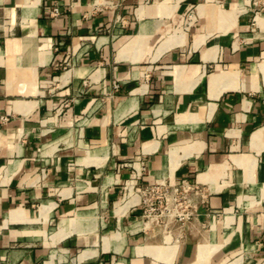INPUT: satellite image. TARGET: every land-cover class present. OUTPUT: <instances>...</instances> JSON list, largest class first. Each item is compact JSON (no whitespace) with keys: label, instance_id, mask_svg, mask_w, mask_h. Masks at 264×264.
<instances>
[{"label":"crops","instance_id":"0c3cea01","mask_svg":"<svg viewBox=\"0 0 264 264\" xmlns=\"http://www.w3.org/2000/svg\"><path fill=\"white\" fill-rule=\"evenodd\" d=\"M0 264H264V0H0Z\"/></svg>","mask_w":264,"mask_h":264},{"label":"built area","instance_id":"2783aa9c","mask_svg":"<svg viewBox=\"0 0 264 264\" xmlns=\"http://www.w3.org/2000/svg\"><path fill=\"white\" fill-rule=\"evenodd\" d=\"M54 12L57 13L58 8ZM114 87L118 88L119 84ZM141 192L139 204L144 209L143 217L153 224L187 223L193 218L202 196V188L191 181L143 185Z\"/></svg>","mask_w":264,"mask_h":264},{"label":"rangeland","instance_id":"374dc122","mask_svg":"<svg viewBox=\"0 0 264 264\" xmlns=\"http://www.w3.org/2000/svg\"><path fill=\"white\" fill-rule=\"evenodd\" d=\"M192 17H193V13L191 14V17H189L188 19H187V23H186V26H189V22H191L192 21ZM141 188H142V186H138V185H136L135 186V188H134V190L139 194V195H142V192H141ZM129 190H128V188L126 189V193H125V197H128V194L129 193H127ZM141 206V205H140ZM142 208V207H141ZM143 208H142V214H143ZM143 219L145 220V221H148V219L147 218H144L143 217ZM153 225H155V226H153ZM150 226L153 228V232L154 231H159L160 233H162V234H164V236H166L168 233H167V231L170 229H173V228H182L183 226H184V224H181V223H179V222H172V223H168V222H161V223H159V224H153V223H151L150 224ZM164 232V233H163ZM165 239V238H164ZM167 240L169 239V237H167L166 238Z\"/></svg>","mask_w":264,"mask_h":264},{"label":"bare ground","instance_id":"6f19581e","mask_svg":"<svg viewBox=\"0 0 264 264\" xmlns=\"http://www.w3.org/2000/svg\"><path fill=\"white\" fill-rule=\"evenodd\" d=\"M132 195H134L135 197H137L138 198V202H139V200H140V195L134 190V186L132 187ZM147 224V226L150 224V222H146ZM167 237H169V239L167 240L166 238ZM165 239L167 240V242L168 243H171L172 242V240H173V237L168 233L166 236H165Z\"/></svg>","mask_w":264,"mask_h":264}]
</instances>
